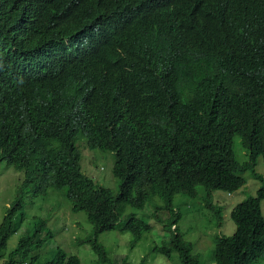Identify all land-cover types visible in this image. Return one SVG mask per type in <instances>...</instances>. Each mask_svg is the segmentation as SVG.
Returning a JSON list of instances; mask_svg holds the SVG:
<instances>
[{"label":"trees","instance_id":"16d2710c","mask_svg":"<svg viewBox=\"0 0 264 264\" xmlns=\"http://www.w3.org/2000/svg\"><path fill=\"white\" fill-rule=\"evenodd\" d=\"M80 140L113 153L117 192L83 172ZM260 156L264 0H0V164L22 172L36 193L65 189L93 225L85 241L99 264L109 259L100 233L131 231L134 247L152 230L134 214L122 218L154 196L164 203L152 218L170 233L155 252L203 264L174 198H203L220 221L213 192L238 191L246 170L261 186L232 209L235 232L216 236L214 262L264 261ZM22 195L0 223L4 264H38L46 240L39 222L8 251ZM45 264L82 261L58 247Z\"/></svg>","mask_w":264,"mask_h":264},{"label":"rangeland","instance_id":"374dc122","mask_svg":"<svg viewBox=\"0 0 264 264\" xmlns=\"http://www.w3.org/2000/svg\"><path fill=\"white\" fill-rule=\"evenodd\" d=\"M78 147L82 152L83 172L95 182L117 192L119 179L113 172V153L90 148L84 140L78 142ZM235 149L241 161L248 159L240 137L235 139ZM256 170L264 175V160L261 156L258 158ZM244 176L247 182L238 191L213 192L211 201L222 212L220 221L219 218L214 217L209 208L211 205H207L205 199H194L183 193H178L174 198L175 210L182 213L180 229L185 239L194 244L203 264H215L213 248L216 236L231 235L235 232L236 224L231 217L234 206L255 195L261 186V182L252 176L250 170H246ZM22 180V172L6 162L0 164V223L6 209L17 199L20 192H23L21 198L23 209L15 215L16 228L8 240V251L15 249L20 238L26 236L29 230L34 229L39 222H44L45 227L41 236L46 237V240L37 249L40 255L38 264L52 260L57 254L58 247L71 254H77L82 264H99L98 255L91 244L85 241L93 237V225L88 221L85 211H73L65 189H50L47 194L36 193L31 185L23 186ZM163 203L162 197L154 196L143 209L127 207L122 220L130 213L152 224V230L146 233L134 247L131 243L135 235L131 231L122 232L116 228L99 234V242L108 251L107 264H183L177 252L169 258L154 250L155 246L161 245L170 237V233L163 230L162 224L154 222L152 218L155 206ZM262 208L264 212V200ZM160 213L164 218L168 216L167 212ZM0 264H4L3 259H0ZM259 264H264V261Z\"/></svg>","mask_w":264,"mask_h":264}]
</instances>
